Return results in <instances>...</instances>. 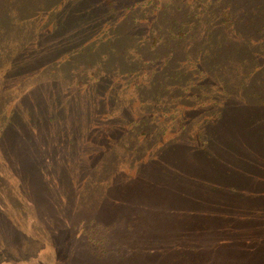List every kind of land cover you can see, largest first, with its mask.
Returning <instances> with one entry per match:
<instances>
[{
	"label": "rangeland",
	"instance_id": "374dc122",
	"mask_svg": "<svg viewBox=\"0 0 264 264\" xmlns=\"http://www.w3.org/2000/svg\"><path fill=\"white\" fill-rule=\"evenodd\" d=\"M55 2L0 0V264H264V58L234 71L255 57L225 41L232 81L201 106L129 102L119 77L78 95L88 34L41 26L71 14Z\"/></svg>",
	"mask_w": 264,
	"mask_h": 264
},
{
	"label": "trees",
	"instance_id": "16d2710c",
	"mask_svg": "<svg viewBox=\"0 0 264 264\" xmlns=\"http://www.w3.org/2000/svg\"><path fill=\"white\" fill-rule=\"evenodd\" d=\"M63 1L56 0L55 6H62ZM78 1L81 0H66L72 10L67 16L59 13L48 19V7L37 16L43 27L54 22L76 24L88 34L86 63L83 71L75 75L77 79L72 78L78 95L97 99L100 95L91 97L88 92L99 91L119 77L129 87V102L136 93L135 97L143 98L148 108L159 103L174 104L178 93L187 92L190 98L198 99L194 106H201L203 90L217 89L211 100L203 99L209 103L217 94L223 95L220 91H224V82L232 81L229 77L233 72L225 74L226 67L221 64L230 59L220 56L226 52L225 41L234 42L255 57H244L235 64L234 71L248 64L249 73L262 72L264 0H88L82 9L76 4ZM208 76L215 81L210 86L205 82ZM115 92L114 89L112 95ZM96 99L89 100L91 105ZM50 109L51 113L48 106L40 107L39 115H51L47 120L55 123L60 112L52 105ZM232 110L236 106H223L211 112L212 118L199 121L212 122L216 114V120H223L218 125L224 126L228 118L221 119L222 115L227 116ZM183 116L181 111L175 120L183 124ZM134 119L133 115L131 125L147 120ZM222 126L217 130L223 131Z\"/></svg>",
	"mask_w": 264,
	"mask_h": 264
}]
</instances>
